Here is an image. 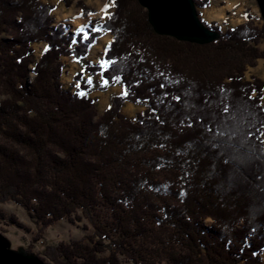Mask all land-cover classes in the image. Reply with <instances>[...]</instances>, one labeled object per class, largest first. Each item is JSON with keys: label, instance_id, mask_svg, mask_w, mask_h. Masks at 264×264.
<instances>
[{"label": "trees", "instance_id": "trees-1", "mask_svg": "<svg viewBox=\"0 0 264 264\" xmlns=\"http://www.w3.org/2000/svg\"><path fill=\"white\" fill-rule=\"evenodd\" d=\"M113 1L107 21L72 32L50 3L0 0V203L40 229L89 222L82 239L44 250L50 264H264V80L246 78L264 58V21L248 14L200 45L157 34L138 0ZM103 31V61L65 87L61 58L81 61ZM115 86L127 95L100 113L92 93ZM126 101L145 109L131 118Z\"/></svg>", "mask_w": 264, "mask_h": 264}, {"label": "rangeland", "instance_id": "rangeland-1", "mask_svg": "<svg viewBox=\"0 0 264 264\" xmlns=\"http://www.w3.org/2000/svg\"><path fill=\"white\" fill-rule=\"evenodd\" d=\"M44 3L54 5L52 15L56 23H66L70 26V31L77 30L100 22L107 21L114 11L113 0H73V4L67 7L61 0H40ZM83 1L85 5L91 9L92 14L88 15L82 7L77 6V2ZM208 4L198 7L201 19L208 25L219 27V31L225 32L226 29L236 28V26L247 20V15L252 16L258 25H262L263 18L256 0H209ZM107 6V14L105 8ZM222 7H227L223 15ZM147 11V10H146ZM106 40L101 41V39ZM113 40L111 32L103 31V35L97 39L96 44L89 54L81 61H76L73 56H63L61 58L64 63V74L62 82L65 87H70L74 82V76L81 71L85 64H96L103 61L107 47ZM45 43H36L33 45L37 57H40L45 49ZM259 48L264 50V42L259 44ZM258 76L264 80V58H260L256 67H249L246 71V78L251 79ZM85 79H90L95 84H99L102 80L100 74L90 77L86 74ZM125 90L122 86L109 88L106 92L95 90L93 97L97 98V106L100 113H103L109 106L111 98L115 95H124ZM264 101V96H263ZM145 109L142 105H134L126 101L122 107V112L127 116L134 118L138 112ZM206 222L210 223V219ZM93 231L92 226L86 219L81 222H71L68 219L57 221L46 229H40L35 222L31 220L27 212L13 201L0 203V233L9 241L10 250L15 251L19 255L29 258H44L43 252L48 246L56 245L62 241L82 239L87 233ZM0 237V245L5 244ZM264 260V254L262 255ZM43 260V259H42ZM46 264H50L48 259L43 260Z\"/></svg>", "mask_w": 264, "mask_h": 264}, {"label": "water", "instance_id": "water-1", "mask_svg": "<svg viewBox=\"0 0 264 264\" xmlns=\"http://www.w3.org/2000/svg\"><path fill=\"white\" fill-rule=\"evenodd\" d=\"M264 21V0H256ZM147 10L148 20L159 35L173 37L179 41L209 44L224 33L208 26L200 17L194 0H138ZM0 245V264H46L42 259L25 258L10 250L9 241Z\"/></svg>", "mask_w": 264, "mask_h": 264}, {"label": "snow or ice", "instance_id": "snow-or-ice-1", "mask_svg": "<svg viewBox=\"0 0 264 264\" xmlns=\"http://www.w3.org/2000/svg\"><path fill=\"white\" fill-rule=\"evenodd\" d=\"M105 13L107 14V6H106V8H105ZM39 23L42 24V23H43V19H40V20H39ZM50 47H51V46H49V48H50ZM105 84H107V81H105ZM77 87H79V85H77ZM77 94H78L79 96H81V97H83V96L85 95L84 92H78ZM124 95H127V92H126V91H125ZM177 100H179V97H177ZM204 103L208 104L209 101H205ZM193 106L195 107V104H194ZM227 112H228V109H227V107H225V108L223 109V113H227ZM249 115H253V114L249 113ZM222 118H223V119H227L226 116H222ZM253 118H254V117H253ZM214 123H215V122H210L209 125H208L207 128H206V131H208L209 133H212V132H213V124H214ZM253 126H255V124H253ZM261 127H264V124H262ZM257 131H259V128L257 129ZM252 135H253V133L249 132V133H248V139H247V140H244L242 143H243V144L249 143V142L251 141V137H252ZM261 135L264 136V132H261ZM137 139H139V137H137ZM257 139L259 140V137H257ZM213 143H214V142L205 141V146H206L207 148L212 149V148H213ZM260 143H261V144H264V140H261ZM161 146H162V145H161ZM213 150H215V149H213ZM217 155H218V156H222L223 153H217ZM257 159H258V160L264 159V153H262L260 157H257ZM230 162H231V161H230L229 159H225V160H224V163H225V164H228V163H230ZM229 179H231V176L229 177ZM257 180H259V174H257ZM256 187L259 189V191H260L261 193H264V184H259V183H258V184L256 185ZM261 199L264 200V197H261ZM250 208H255V205H254V204H249V206L245 208V213H247V212L249 211ZM259 211H260L261 222H264V207H262ZM246 218H247V216H246ZM251 230L255 231L254 228H252Z\"/></svg>", "mask_w": 264, "mask_h": 264}, {"label": "bare ground", "instance_id": "bare-ground-1", "mask_svg": "<svg viewBox=\"0 0 264 264\" xmlns=\"http://www.w3.org/2000/svg\"><path fill=\"white\" fill-rule=\"evenodd\" d=\"M226 10H228L227 7H222L220 13H222V15H223V13H224ZM104 40H106V38L103 37V39H101V41H104Z\"/></svg>", "mask_w": 264, "mask_h": 264}, {"label": "crops", "instance_id": "crops-1", "mask_svg": "<svg viewBox=\"0 0 264 264\" xmlns=\"http://www.w3.org/2000/svg\"><path fill=\"white\" fill-rule=\"evenodd\" d=\"M116 87V86H115Z\"/></svg>", "mask_w": 264, "mask_h": 264}]
</instances>
